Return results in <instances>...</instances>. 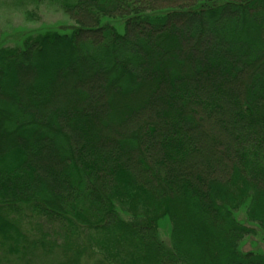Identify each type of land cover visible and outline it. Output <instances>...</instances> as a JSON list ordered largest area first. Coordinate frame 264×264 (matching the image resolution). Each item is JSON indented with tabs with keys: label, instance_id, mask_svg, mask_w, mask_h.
<instances>
[{
	"label": "trees",
	"instance_id": "16d2710c",
	"mask_svg": "<svg viewBox=\"0 0 264 264\" xmlns=\"http://www.w3.org/2000/svg\"><path fill=\"white\" fill-rule=\"evenodd\" d=\"M32 3L75 27L0 46V264H264V0Z\"/></svg>",
	"mask_w": 264,
	"mask_h": 264
},
{
	"label": "rangeland",
	"instance_id": "374dc122",
	"mask_svg": "<svg viewBox=\"0 0 264 264\" xmlns=\"http://www.w3.org/2000/svg\"><path fill=\"white\" fill-rule=\"evenodd\" d=\"M40 17L39 21H29L20 7L0 6V46L16 45L27 36L42 29H62L69 31L75 27V22L64 14L56 5L40 3L28 6ZM238 219L246 223L245 213H239ZM256 228V227H255ZM161 232L165 242L169 241L167 227ZM256 233L246 237L242 250L264 252V234L256 228Z\"/></svg>",
	"mask_w": 264,
	"mask_h": 264
}]
</instances>
